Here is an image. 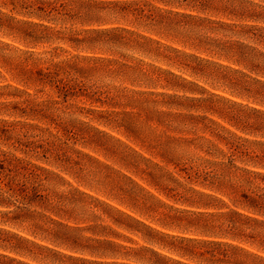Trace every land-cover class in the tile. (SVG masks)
Here are the masks:
<instances>
[{
    "label": "rangeland",
    "instance_id": "1",
    "mask_svg": "<svg viewBox=\"0 0 264 264\" xmlns=\"http://www.w3.org/2000/svg\"><path fill=\"white\" fill-rule=\"evenodd\" d=\"M0 150V264H264V0H0Z\"/></svg>",
    "mask_w": 264,
    "mask_h": 264
},
{
    "label": "trees",
    "instance_id": "2",
    "mask_svg": "<svg viewBox=\"0 0 264 264\" xmlns=\"http://www.w3.org/2000/svg\"><path fill=\"white\" fill-rule=\"evenodd\" d=\"M61 89L67 91V85L61 82ZM15 149H20L22 152L29 154L37 152V144L34 141L24 140L18 137L12 144ZM39 166L30 159L16 155L12 151L0 150V206L7 207L10 204L22 203L17 205V208L23 210L27 205L38 201L39 194L37 193L36 181L39 177L37 169ZM7 214L5 210L0 212ZM212 255L216 259L213 262H223L229 255L223 250ZM221 255V256H220Z\"/></svg>",
    "mask_w": 264,
    "mask_h": 264
}]
</instances>
